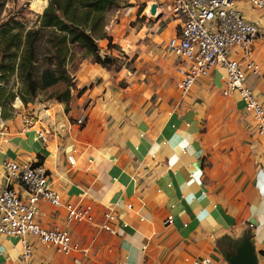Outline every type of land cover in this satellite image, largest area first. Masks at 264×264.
Returning <instances> with one entry per match:
<instances>
[{
	"label": "crops",
	"instance_id": "0c3cea01",
	"mask_svg": "<svg viewBox=\"0 0 264 264\" xmlns=\"http://www.w3.org/2000/svg\"><path fill=\"white\" fill-rule=\"evenodd\" d=\"M123 1L105 30L115 47L107 48V38L96 43L104 55H138L139 68L82 67L81 87L98 83L72 96L68 111L62 101L35 102L20 122L9 121L0 131V187L4 161H39L62 203L91 206L89 220L67 224L65 207L39 203L38 222L69 231L80 264H196L203 257L264 264V131L238 91L222 95L220 66L179 94V59L166 48L179 28L165 9L172 0ZM153 3L158 18L147 14ZM238 7L263 34L249 57L264 70V11ZM247 82L264 105V79ZM30 241L32 254L23 257L18 238L0 235V264L70 260Z\"/></svg>",
	"mask_w": 264,
	"mask_h": 264
},
{
	"label": "built area",
	"instance_id": "2783aa9c",
	"mask_svg": "<svg viewBox=\"0 0 264 264\" xmlns=\"http://www.w3.org/2000/svg\"><path fill=\"white\" fill-rule=\"evenodd\" d=\"M248 3L264 11V0H172L165 7L168 14L179 20L178 31L167 40L166 48L179 58L176 67V88L181 96L187 95L200 78L207 77L212 69H224L222 94L227 96L238 91L260 132L264 131V105L255 96L254 87L248 84L249 77L264 79L262 66L249 57L253 41L263 34L257 25L247 20L238 7ZM148 14L150 9H148ZM158 18V15L155 14ZM240 51L243 58L237 57ZM32 123L31 117H24ZM85 122V116L77 119L78 125ZM38 134H41L37 131ZM70 163L74 159L69 157ZM4 184L0 187V235L18 238L23 247V257H30L33 246L31 239H37L56 252L69 256L65 264H80L76 256L81 247L69 231L59 227L45 228L38 222L39 203L46 201L54 207L66 209V223L89 220L91 206L62 203L59 194L51 187L49 174L39 161L19 163L6 160ZM105 218L111 219L110 212ZM168 216L165 223H171ZM105 229L111 230L104 225ZM28 264V263H27ZM196 264H217L210 257L199 259Z\"/></svg>",
	"mask_w": 264,
	"mask_h": 264
},
{
	"label": "rangeland",
	"instance_id": "374dc122",
	"mask_svg": "<svg viewBox=\"0 0 264 264\" xmlns=\"http://www.w3.org/2000/svg\"><path fill=\"white\" fill-rule=\"evenodd\" d=\"M106 1L107 3L103 0H1L0 23L10 18L20 21L22 35L25 34V37L23 36L24 43L17 51V69L7 79L0 81V131L11 125L9 121L17 119L20 122V118L35 102H60L57 98L65 99L64 92L67 88L70 90L71 100L72 96H78L96 85L98 81L81 87L82 67L98 64L115 71L125 67L130 72L139 68L138 55L128 57L124 53H117L116 56L107 54L112 57L110 61L104 65L97 63L91 49L85 46L83 38L75 32L83 31L86 35L95 37L96 45L99 37L107 38V48H114L112 37H108L105 30L112 20V10L121 2L126 3L123 0ZM46 5L47 8L44 9ZM99 54L101 57L105 56L100 52ZM58 65H61L60 80L45 86L41 82L42 73L48 69L56 71ZM143 69L147 70L148 66L145 65ZM32 82L35 86L34 94L28 91ZM119 86L124 88L126 84L120 82ZM24 99H28V102ZM68 102H60L67 105V111ZM75 123L78 124L76 120Z\"/></svg>",
	"mask_w": 264,
	"mask_h": 264
},
{
	"label": "trees",
	"instance_id": "16d2710c",
	"mask_svg": "<svg viewBox=\"0 0 264 264\" xmlns=\"http://www.w3.org/2000/svg\"><path fill=\"white\" fill-rule=\"evenodd\" d=\"M1 2V0H0ZM104 3H107L106 0H103ZM48 5V4H47ZM47 5L44 9L47 8ZM43 9V10H44ZM45 12V11H44ZM22 24L20 21L16 19H7L6 21H2L0 23V81L7 79L6 77L13 74V72L17 69V51L20 46L24 43L22 35ZM79 34L83 40L86 47L91 49V53L95 55V60L97 63L104 65L105 63L110 61L112 57L109 55H105L103 57L99 54V48L95 44V37L91 35H86L83 31H75ZM101 38V37H100ZM61 65H58L57 73L54 70H45L41 75V82L45 86H50L57 83L60 80L61 74ZM64 74V72L62 73ZM31 88L28 89L32 94L35 93V86L33 82L31 83ZM65 99H59V101H68L70 99V90L67 88L64 92ZM13 95H11V99ZM26 103L28 99H24Z\"/></svg>",
	"mask_w": 264,
	"mask_h": 264
},
{
	"label": "water",
	"instance_id": "95a60500",
	"mask_svg": "<svg viewBox=\"0 0 264 264\" xmlns=\"http://www.w3.org/2000/svg\"><path fill=\"white\" fill-rule=\"evenodd\" d=\"M150 13H151L152 15H154V14L156 13V4H155V3H153V4L151 5V7H150Z\"/></svg>",
	"mask_w": 264,
	"mask_h": 264
}]
</instances>
